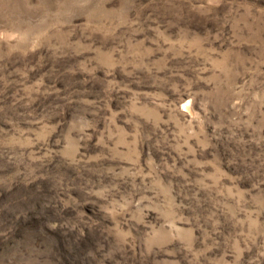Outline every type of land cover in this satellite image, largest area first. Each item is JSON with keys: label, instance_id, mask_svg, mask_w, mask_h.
Returning a JSON list of instances; mask_svg holds the SVG:
<instances>
[{"label": "rangeland", "instance_id": "obj_1", "mask_svg": "<svg viewBox=\"0 0 264 264\" xmlns=\"http://www.w3.org/2000/svg\"><path fill=\"white\" fill-rule=\"evenodd\" d=\"M0 264H264V0H0Z\"/></svg>", "mask_w": 264, "mask_h": 264}]
</instances>
